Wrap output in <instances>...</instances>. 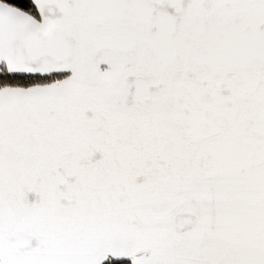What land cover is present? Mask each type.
Listing matches in <instances>:
<instances>
[{
    "label": "snow or ice",
    "instance_id": "1",
    "mask_svg": "<svg viewBox=\"0 0 264 264\" xmlns=\"http://www.w3.org/2000/svg\"><path fill=\"white\" fill-rule=\"evenodd\" d=\"M0 264H264V0H0Z\"/></svg>",
    "mask_w": 264,
    "mask_h": 264
}]
</instances>
